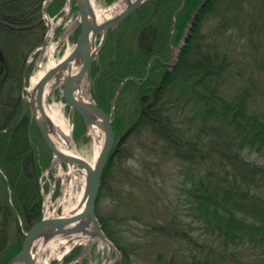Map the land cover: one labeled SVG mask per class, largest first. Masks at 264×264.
<instances>
[{"label":"trees","instance_id":"obj_1","mask_svg":"<svg viewBox=\"0 0 264 264\" xmlns=\"http://www.w3.org/2000/svg\"><path fill=\"white\" fill-rule=\"evenodd\" d=\"M42 1L0 0V167L6 175V182H2L4 189L0 191V264H8L22 247L24 233L18 216L25 230L43 217L40 158L31 137V128L39 129L29 110L19 120L23 111V68L47 32ZM64 1H47L49 12H59ZM159 1L145 2L111 28L91 69L94 98L107 112L112 102L105 103L102 98H111L125 77L132 76L119 89V97L131 84L139 93L140 109L132 124L120 134L121 127L112 120L115 136H119L107 162L96 205L105 234L120 250V259L115 264H129L134 249L116 231L127 227L130 219L149 223L151 217L143 212L147 208L141 204L137 206L139 212L130 206V196L135 193L133 186L127 187L124 181L116 187L112 185L116 165L124 158L125 137L146 126L165 143V150L187 163L190 184L186 195L199 221L212 235L218 236L226 250L250 244L257 249L258 255H264V166L244 155L246 148L264 156V113L254 107L255 99L250 96L248 87L232 93L225 89L231 63L228 52L214 36L210 39L201 32L207 14L219 16L220 21L214 29L220 33L241 25L242 2L186 0L184 7L175 14L173 45L179 44L178 35L183 33L197 7L205 3L193 18L176 64L169 68L164 60H168L171 51L172 9L174 11L183 0L176 4L175 0H166L171 9L169 14L162 13ZM162 18L169 19L163 28L160 26ZM79 32L80 27H77L74 42ZM151 58L150 73L146 77ZM32 66L31 63L29 69ZM116 106L117 109L119 105ZM76 113L78 122L85 128V119ZM44 143L46 157L51 160L53 153ZM198 164H204L206 170L193 169ZM128 174L130 172L126 171V178ZM8 189L14 205L8 201ZM105 195L114 197L116 206L113 211L103 213L100 201ZM125 205L130 212H120ZM171 222L176 221L170 219ZM15 224L20 238L11 250L9 244ZM163 227L157 229L164 231ZM199 252L200 257L194 256L190 261L172 253L166 264H231L222 253L208 249ZM158 258L156 263L160 264Z\"/></svg>","mask_w":264,"mask_h":264},{"label":"rangeland","instance_id":"obj_2","mask_svg":"<svg viewBox=\"0 0 264 264\" xmlns=\"http://www.w3.org/2000/svg\"><path fill=\"white\" fill-rule=\"evenodd\" d=\"M92 1L96 12L101 13L103 10L116 6L120 0ZM172 1L171 4L173 3ZM176 2H178V0H175V4ZM239 2H242L239 16L241 25H237V27L233 29L231 27L226 28L220 33L217 30L215 31L220 21L219 16L207 14L202 24L201 32L210 39L214 36L215 39L220 41L223 49L228 52L231 63L227 78L225 79V89H227L229 93H232L241 90L244 88L243 86L248 87L251 90L250 96L255 99L253 101L254 107L258 111L264 113V3L262 0H239ZM67 3V0H65L60 11L56 14H51L53 17H50L52 20L51 23L53 25L58 24L59 26L56 30L57 33L54 31L51 39V43L55 46L51 58H49L50 56L47 54L41 55V49H38L32 56L34 63H32L33 66L30 69L28 66L25 78V86L27 87L30 84L29 78L34 74L35 65H39V63L42 62L41 67L44 69L47 64H51L50 61L58 62L69 52L74 44L73 38L76 35L75 30L64 37L63 33L67 26L74 21L78 14V8L74 0L69 11L60 19L62 13L65 12ZM158 5L164 10H160L162 13H170L171 9L166 0H160ZM180 6L176 7L174 11L172 9V24L175 14L177 13L176 11ZM194 13L195 12L191 15L192 18L194 17ZM43 17L47 26L48 17L45 14ZM168 21L169 19L162 18L160 20L162 25L160 26L163 28ZM190 23L191 20L188 22L183 33L178 35V45L172 44V37L175 34L176 25L170 30L169 40L171 51L168 60H164L169 68L173 67L177 62L176 60H172L171 64H168L171 59L172 48H174V50L178 47L182 48L188 35L187 31H189L188 28L190 27ZM98 41L99 36L97 44ZM91 81H89V91L87 90L88 82L84 83L83 90L84 96L89 99H91V96H94ZM115 93H113L111 98L104 96L102 98L103 101L105 103L111 101L113 104ZM26 94H28V91L25 90V95ZM47 100L49 102L56 101L63 105L65 114L72 125L71 136L76 152L88 161L94 162L98 142L94 137L93 129L88 127L87 124L85 128H82V125L78 122L79 117L77 113H73L70 105L61 97L60 85L55 88L54 92L48 94ZM117 104L119 106L117 109V106L115 107L112 120L113 122L115 120L116 125L121 127L119 129L121 134L138 116V111L140 109L139 93L136 86L131 84L124 90L121 97H119L118 92L116 105ZM110 108H112V105H110ZM118 136L119 135L115 136V141H117ZM31 137H33L35 149L40 158L39 164L41 166V173L39 181L40 190L43 195V216L46 206L49 205L51 206L49 207L51 213L54 211L56 215L69 214L79 203V189L76 183H69L67 177L63 175L61 168L64 172L68 170L64 163L61 164L60 160L56 159L54 154L51 160L47 159V147L40 132L35 127L31 128ZM164 144L165 143H162L147 126L127 135L122 144L124 147V158L120 161V164L117 163L112 175L113 187L118 186V184L123 181L126 183L127 187L130 188L133 186L135 193L130 196V206L135 207L136 212H139L140 208L137 206L141 204L147 208L146 211L144 209L143 212L151 214L149 223L143 222L142 220L136 221L130 219L127 227H122V229L116 231L123 237V240H125L127 244L131 243L134 247L131 254V262L129 264H157L156 261L158 257V259L161 260L160 264H166V261L172 253L173 256L176 254L175 257L190 261L194 256L200 257V249L202 251L208 249L214 250L216 253H222L231 264H264V255H258L257 249L253 248L250 244H247V246H234L226 250L220 239L218 240V236L212 235L211 231L199 221L192 212L190 198L186 195V188L190 184V180L187 178L186 173L188 170L187 163L181 162L176 159L171 152L165 150ZM244 155L250 161H256L264 166V156H261L259 153L245 148ZM48 161H50V163H48ZM193 169H196V171L200 169L204 172L206 167L204 164H198L197 167L193 166ZM126 171L130 172L127 178L125 177ZM4 177H6L5 172L0 167V191L4 189V185L2 184V182H6ZM184 178L186 179L185 183ZM145 180H147V183H144ZM121 194L123 195L124 192L122 191ZM126 195L127 194H125V196ZM113 198L114 197L111 198L108 195L103 196L100 201V211L103 213L113 211L116 206V199ZM8 201L14 205L10 189H8ZM128 207V205L123 206L120 212H128ZM129 217L132 218V216ZM170 219L176 222L170 223ZM17 220L24 233L25 229L23 228L21 217L18 216ZM163 226H165L166 229ZM157 227L158 229L163 227L162 230H167V232L165 231L163 235L161 233H164V231L158 230ZM13 229L14 230L11 231V242L9 244L11 245V250H13V246L17 239L20 238V236L18 237L16 224ZM168 234L171 237H169ZM55 240L57 239L55 238L45 244V246H41L39 251L51 245L50 243ZM68 247H70V245ZM114 247L110 259H108L110 254L108 245L100 239H93L90 244L83 243L75 248L65 257L62 264H71L75 260H78L76 264H115L120 259V250L115 245ZM55 253L56 252L49 251L47 264H57L59 257Z\"/></svg>","mask_w":264,"mask_h":264},{"label":"water","instance_id":"obj_3","mask_svg":"<svg viewBox=\"0 0 264 264\" xmlns=\"http://www.w3.org/2000/svg\"><path fill=\"white\" fill-rule=\"evenodd\" d=\"M47 0H43L44 3ZM74 0H68L71 7ZM124 7L108 17L99 21L97 12L92 0H75L78 7V14L74 21L68 25L63 33V37L69 35L75 28L80 27V32L76 42L58 62L51 65L34 85L28 99L23 98L24 109L21 118L24 116L27 105L30 113L40 130L44 141L51 149L55 158L70 167L73 171L78 172L84 177V189L81 199L75 209L69 214L45 216L35 222L28 230L24 232L25 237L21 250L10 260L8 264H41L39 262V249L49 241L60 237L66 240L67 246L58 258L57 264H62L65 257L75 248L84 243V240L100 239L109 247V258L113 252L114 244L105 234L103 227L96 214V204L100 195L101 180L107 165L108 158L114 148L115 134L112 126V117L115 111V103L118 91L123 87L129 77L124 78L119 84L114 95V106L110 112H107L94 99L86 98L83 95V85L87 83L89 91V81H91V67L93 61L99 57L103 44L105 43L109 29L121 23L132 11L139 8L149 0H121ZM186 0H183L181 6L176 12L180 11ZM205 1H203L194 13L199 12ZM67 13H62L60 16ZM175 17L173 25L175 27ZM51 18H48L47 33L40 45L41 55L44 53V47L51 41L49 35ZM56 26L54 27V31ZM174 32V30H173ZM101 34L100 42L97 44V36ZM181 48V47H180ZM174 48H172V53ZM172 57L168 64H171ZM29 60L26 61L23 70V88L25 87V78ZM150 63L148 64V75ZM52 84L50 92L61 86V97L70 105L73 113L78 112L84 119L88 127L98 126L104 133L103 142L94 162H90L77 153H71L62 150L57 145L54 134L56 133L55 125L47 113L46 91ZM20 118V119H21ZM91 241V242H92ZM49 252V251H47Z\"/></svg>","mask_w":264,"mask_h":264},{"label":"bare ground","instance_id":"obj_4","mask_svg":"<svg viewBox=\"0 0 264 264\" xmlns=\"http://www.w3.org/2000/svg\"><path fill=\"white\" fill-rule=\"evenodd\" d=\"M68 2V0H67ZM124 3L123 1H119L118 4H116V6L110 8V9H106V10H103L101 13L97 12V17H98V20L99 21H102V20H105L107 19L108 17L112 16L113 14H115L116 12L120 11L123 7H124ZM42 11H43V14H45L48 18L49 17H52L51 16V13L49 12L48 8H47V4L46 2L44 3V6H45V9L43 8V1H42ZM77 6V5H76ZM69 8H70V5L69 3H67V6H66V11L68 12L69 11ZM53 18V17H52ZM194 18V17H193ZM193 18L191 19V23L193 21ZM52 22V20H51ZM190 23V25H191ZM70 25V24H69ZM56 26V29L59 28L58 24H52L51 23V26L49 28V35L52 36L53 33H54V27ZM68 27V26H67ZM190 29V27L188 28V30ZM110 30V29H109ZM108 30V31H109ZM188 32V31H187ZM47 33V32H46ZM108 33V32H107ZM67 36V35H66ZM54 44L51 43V41L46 45V47H44V53L43 54H47L49 55L51 58V54H52V51L54 49ZM40 48V45L31 52V54L29 55L28 59L29 60V66L31 63H34V59L32 58V56L36 53V51ZM182 48L178 47L176 48L173 53L171 54V57H172V60H176L178 59L179 55H180V51H181ZM51 60V59H50ZM42 63V62H41ZM39 63V65H35V68H34V71H33V75H31V77L29 78L30 79V84L29 86H25L23 88V85H22V92H21V102H22V106L24 107V104H23V98L26 97L28 99V97L30 96V92L32 91L34 85L37 83V81L40 79V77L45 73V71L51 66L53 65L54 63L56 62H52L50 61L51 64H47V66H45L46 68H42V64ZM25 66V65H24ZM92 69V67H91ZM24 70V68H23ZM22 76H23V72H22ZM52 88V84L49 85V87L47 88V91H46V96H48V94L50 93V90ZM25 90L28 91V94L25 95ZM83 90H84V85H83ZM83 95H84V91H83ZM86 97V96H85ZM92 99H95L94 96H91ZM96 100V99H95ZM114 106V102L112 104V107ZM115 107H116V103H115ZM29 110V106L27 105V109L26 111ZM46 110H47V113L48 115L50 116V118L52 119L54 125H55V128H56V133L54 134V139L57 143V145L59 146V148H61L62 150L64 151H67V152H71V153H77L76 150H75V146L73 144V141H72V136H71V129H72V125H71V122L70 120L68 119V117L66 116L65 114V111H64V107L63 105H61L60 103L56 102V101H53V102H49L47 100L46 102ZM30 111V110H29ZM111 111V110H110ZM109 111V112H110ZM113 126V125H112ZM91 128L93 129V134H94V137L96 138L97 142H98V145H97V152L96 154H98L99 150H100V146L103 142V138H104V133L103 131L96 125H93L91 126ZM40 131V130H39ZM114 131V129H113ZM41 133V132H40ZM115 134V132H114ZM116 146V141H115V144H114V147ZM114 149V148H113ZM113 153V150L110 154V156L112 155ZM78 154V153H77ZM109 156V158H110ZM108 158V160H109ZM57 159V158H56ZM108 162V161H107ZM61 171L63 173V175H65L69 181V183H76L78 189H79V201L81 199V196H82V193H83V189H84V177L82 175H80L78 172H75L73 171L69 166H68V170L67 172H64L63 169L61 168ZM97 205V204H96ZM49 207H51L50 205L49 206H46V209H45V213L49 214V212H51L49 210ZM54 212V211H53ZM52 212V213H53ZM99 219V218H98ZM100 221V220H99ZM101 223V222H100ZM32 226V225H31ZM30 226V227H31ZM28 230V229H27ZM26 230H24L25 232ZM24 237H25V234H24ZM57 240H55L54 242L50 243L51 245H49L48 247H44V249L42 251L39 252V262L41 264H47L48 263V259H49V256H48V253L47 251H51V252H56L55 254L58 255V257L61 256V253L63 251V249H65L67 246L66 244V240H63L62 238L60 237H56ZM24 241V239H23ZM92 241V240H91ZM90 240H84V243L86 244H90L91 242ZM113 242V241H112ZM23 244V242H22ZM114 244V243H113ZM115 245V244H114ZM45 246V245H44ZM22 248V247H21ZM21 250V249H20ZM19 250V251H20Z\"/></svg>","mask_w":264,"mask_h":264},{"label":"flooded vegetation","instance_id":"obj_5","mask_svg":"<svg viewBox=\"0 0 264 264\" xmlns=\"http://www.w3.org/2000/svg\"><path fill=\"white\" fill-rule=\"evenodd\" d=\"M98 36H99V41H98V43L100 42V39H101V34L99 33L98 34ZM98 36H97V40H98ZM107 38V37H106ZM106 41V40H105ZM76 262H78V260H75L74 262H72L71 264H75Z\"/></svg>","mask_w":264,"mask_h":264}]
</instances>
